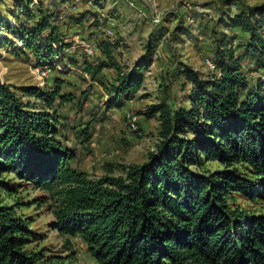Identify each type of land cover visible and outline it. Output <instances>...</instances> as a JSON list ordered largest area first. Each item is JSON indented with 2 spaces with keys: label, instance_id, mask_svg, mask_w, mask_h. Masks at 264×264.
I'll return each mask as SVG.
<instances>
[{
  "label": "trees",
  "instance_id": "obj_1",
  "mask_svg": "<svg viewBox=\"0 0 264 264\" xmlns=\"http://www.w3.org/2000/svg\"><path fill=\"white\" fill-rule=\"evenodd\" d=\"M14 2L33 25L24 32L19 22H4L5 30L27 48L47 32L40 50L59 65L71 45L53 22L55 14L38 4L35 18L29 0ZM238 4L236 13L219 19L223 30L211 32L208 60L214 70L204 76L180 65L188 104L175 105L165 96L139 114L159 123L145 161L106 164L99 178L71 165L76 147L66 145L62 132L68 123L58 112L75 102L62 92L66 80L55 78L44 89L0 80V192L9 198L19 186L4 180L6 174L42 191L41 202L53 216L51 228L79 238L94 264H264V79L252 85L241 59L251 60L252 72L264 78V4ZM85 17L71 20L81 24ZM226 30L246 36L234 47ZM98 48L103 58L82 61V72L104 88L106 110L121 109L142 88L155 48L148 42L130 68L115 60L111 43L100 41ZM106 69L116 75L110 85L103 80ZM75 106L80 111L82 101ZM90 125L75 131L81 145L91 141ZM212 163L219 167L210 170ZM238 199L260 210L241 208ZM15 204L0 198V264H65L28 249L39 234L30 220L16 214Z\"/></svg>",
  "mask_w": 264,
  "mask_h": 264
},
{
  "label": "rangeland",
  "instance_id": "obj_2",
  "mask_svg": "<svg viewBox=\"0 0 264 264\" xmlns=\"http://www.w3.org/2000/svg\"><path fill=\"white\" fill-rule=\"evenodd\" d=\"M224 1L29 0L28 11L35 18L38 17V4L55 14L53 22L58 25L64 43L71 45L64 52V60L57 65L55 59L44 58L40 50L47 32L44 38L32 44L33 47L27 48L5 30L4 22H9L11 26L19 22L20 28L26 32L33 25V19L25 13L20 15L21 8L15 6L14 0H0V80L15 87L36 86L43 89L52 87L55 78L66 80L61 87L62 92L72 94L75 102L82 101V106L79 111L74 102L58 109L59 115L66 117L68 123L62 137L68 139V147H76L72 167L85 171L89 177L103 176L106 164L142 163L158 139L159 123L157 119H147L139 114L165 96L175 105H187L189 86L178 76L180 65L186 64L201 75H208L211 71L208 58L212 56V38L215 36L211 32L213 29L216 32L223 30L219 19H226L228 11L236 13L238 3L248 6L264 4V0H232L229 5ZM79 15L86 16L84 21L73 23L71 19ZM93 18L98 20V26H94ZM225 32L234 47H238L246 36L240 30ZM100 41L112 44L113 57L122 68H130L139 60L148 42L155 48L153 63L144 75L142 88L121 109L106 110L104 88L91 83L80 66L84 60L93 62L103 58L98 48ZM87 45L94 50L92 56L85 52ZM242 54L243 48H240L237 55ZM57 57L61 58L62 54ZM241 59L247 78L252 85H257L258 79L264 78L260 73L252 72L251 60ZM73 61L77 65L72 64ZM64 63L71 64L64 68ZM42 72L47 75L43 80L39 78ZM102 73L104 82L110 85L115 79V72L106 69ZM126 113L138 117L135 132L129 129ZM85 123H91L92 138L89 144L81 145L75 131L84 127ZM218 167L216 163L208 164L210 170ZM3 179L19 186L9 198L0 192L2 202L7 205L16 203V214L30 220L31 229L39 234V239L28 246L29 250L47 257L62 258L65 264H94L86 245L79 238L60 236L51 228L53 216L47 204L41 202L45 197L42 191L19 183L12 174L4 175ZM237 205L251 211L260 210L259 206L244 199H238Z\"/></svg>",
  "mask_w": 264,
  "mask_h": 264
},
{
  "label": "built area",
  "instance_id": "obj_3",
  "mask_svg": "<svg viewBox=\"0 0 264 264\" xmlns=\"http://www.w3.org/2000/svg\"><path fill=\"white\" fill-rule=\"evenodd\" d=\"M85 52L89 56H92L94 54V50H93V48L90 45L85 46ZM46 76H47L46 72H42V73H40L39 78L41 80H43V78H45ZM125 117H126V120L128 122V126H129L130 131H136L137 130V125H138V117L136 115L132 114V113H126Z\"/></svg>",
  "mask_w": 264,
  "mask_h": 264
},
{
  "label": "bare ground",
  "instance_id": "obj_4",
  "mask_svg": "<svg viewBox=\"0 0 264 264\" xmlns=\"http://www.w3.org/2000/svg\"><path fill=\"white\" fill-rule=\"evenodd\" d=\"M209 67L211 68V70H214V67L212 66L211 62L208 61Z\"/></svg>",
  "mask_w": 264,
  "mask_h": 264
},
{
  "label": "crops",
  "instance_id": "obj_5",
  "mask_svg": "<svg viewBox=\"0 0 264 264\" xmlns=\"http://www.w3.org/2000/svg\"><path fill=\"white\" fill-rule=\"evenodd\" d=\"M84 76L86 77V75L84 74ZM87 78V77H86ZM92 83V82H91Z\"/></svg>",
  "mask_w": 264,
  "mask_h": 264
}]
</instances>
